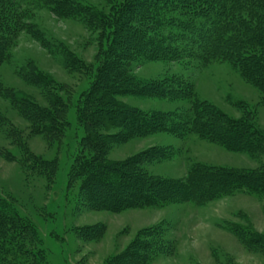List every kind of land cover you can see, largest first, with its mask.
Wrapping results in <instances>:
<instances>
[{
  "label": "trees",
  "instance_id": "16d2710c",
  "mask_svg": "<svg viewBox=\"0 0 264 264\" xmlns=\"http://www.w3.org/2000/svg\"><path fill=\"white\" fill-rule=\"evenodd\" d=\"M37 8H46L57 18L79 20L87 29L99 30L106 42L105 48V43L102 44L96 67L88 68L89 87L78 94L72 109L74 128L81 132L69 175L71 180L81 181L79 199L84 204L117 212L170 202L200 204L238 191L264 194V164L237 172L196 163L182 178L164 179L151 176L144 166L154 158L173 156L171 149L153 150L146 159L137 157L127 162L106 158L113 143L159 132L178 138L195 135L228 150L258 156L264 149V136L247 112L242 117L231 118L214 105L197 99L189 85L175 76L144 81L132 69L136 62L148 60L228 62L264 98V0H119L107 14L83 0H0V64L9 59L17 35L26 32L44 48L58 53L64 67L87 68L81 59L49 40L33 23ZM17 73L42 93L45 104L4 87L1 81L0 98L7 100L29 122L31 132L59 143L71 124L68 105L60 95L64 85L30 63L19 67ZM125 95L187 101L188 107L141 111L118 101L117 97ZM7 122L0 113V128L8 126ZM112 129L115 132L105 133ZM6 132L10 137L15 136L23 156L39 164L51 180L57 168L56 160H42L30 153L13 126ZM242 235L245 237L243 232ZM245 240L261 244L256 235ZM37 241L35 226L0 197V264L40 261L42 253L34 246ZM132 245L106 264L146 263L152 242L141 239ZM16 257H22V263L15 262Z\"/></svg>",
  "mask_w": 264,
  "mask_h": 264
},
{
  "label": "rangeland",
  "instance_id": "374dc122",
  "mask_svg": "<svg viewBox=\"0 0 264 264\" xmlns=\"http://www.w3.org/2000/svg\"><path fill=\"white\" fill-rule=\"evenodd\" d=\"M83 1L107 14L119 0ZM32 21L49 40L59 43L87 67L85 70L64 67L58 53L44 48L26 32L17 35L9 59L0 64V81L4 87L42 105L45 104L42 93L18 75L19 67L30 63L64 85L60 95L68 105L67 117L71 121L57 143L31 132L29 122L7 100L0 98V113L10 125L0 128V197L35 226L38 241L34 246L42 255L34 264H106L141 239L153 245L144 264H264V194L238 191L200 204L170 202L117 212L91 208L79 199L81 181L71 180L69 175L81 132L74 128L72 109L78 94L89 87L88 68L96 67L102 44L105 43V48L106 42L99 30L87 29L73 18H57L46 8H37ZM132 71L144 81L175 76L189 85L197 99L214 105L231 118L242 117L247 112L264 136L262 93L228 62L148 60L136 62ZM117 99L141 111L188 107L187 101L133 95ZM11 126L18 131L30 153L42 160H56L57 168L51 180L39 164L23 156L15 136L10 137L6 132ZM113 132L112 129L105 133ZM161 148L171 149L174 155L154 158L144 167L151 176L164 179H180L196 163L237 172L264 164V149L257 156V153L228 150L195 135L178 138L160 132L113 143L106 158L127 162L145 158ZM242 232L246 238L260 237L261 244L247 242ZM13 260L22 263L23 258Z\"/></svg>",
  "mask_w": 264,
  "mask_h": 264
}]
</instances>
